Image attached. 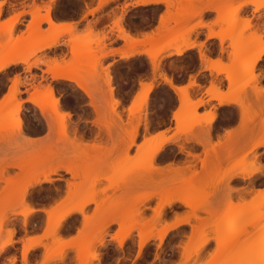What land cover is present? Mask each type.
<instances>
[{
  "label": "rangeland",
  "instance_id": "374dc122",
  "mask_svg": "<svg viewBox=\"0 0 264 264\" xmlns=\"http://www.w3.org/2000/svg\"><path fill=\"white\" fill-rule=\"evenodd\" d=\"M6 1L7 0H0V16L3 17V20L0 21L1 60L8 57L21 56L26 60L37 50L49 48L47 47V41L52 39L54 35L59 34V36L54 40L55 44L53 46L57 45L59 43V39L66 35L67 39L64 42L68 44V47L70 46L68 57L63 56L60 59H50H54V64L59 63L60 65H65L66 62L64 63L63 61H67V70L71 69V71H78V77L81 78L83 82L87 83L92 95L93 92L94 94L95 92H99L97 95L100 96V93H102L101 95L104 94L103 98H105L91 99V101H93V110L91 111L87 109L85 107L86 100L79 92L80 88H75L66 83H56L54 81H50L49 79L47 82H44L43 77L46 74H51L48 69L52 65L49 66L47 63L46 69L42 71L41 74H39V71H33V76L39 75L42 78L38 79L35 85L29 84L26 86L22 81L16 85L19 92L15 95V99L13 97L10 98L7 95L10 92L8 91V88H12L11 81L15 79L16 74H14L10 79L6 78L4 83L7 85L9 82V86L8 88L5 87L3 94H0V96H3L2 99H0V102L5 100V103L0 105V218H6L7 216L15 213V209L18 205L22 206L21 209H24L25 206L30 207L27 196L22 200L20 199V191L22 187L27 184L29 180L31 181L32 178L43 180L48 174V177L51 178V182L61 181L66 178L65 181L67 185L65 194L62 199H60L62 204L59 208L53 210L54 215L50 217L49 222L46 221V229L42 236L44 242L41 238L38 240V243L44 244L45 250H48L50 253H54L56 255H60L61 253L65 256L67 255V246H63L62 248H56L55 246L59 244L57 240L60 239L57 232L59 228L65 224L68 216L55 215L56 212L65 210L69 208V206L70 208H73L74 206L77 207L82 202H85L84 200H89L88 203L92 202L96 206L97 215L85 217V224L87 226L94 225V231L86 236L83 235V232H80L78 242L75 244L80 253L84 251L91 253V258L81 261L80 264L86 262H89L90 264L91 260L97 257L99 253L98 250L93 249L91 252V249L93 244L98 246L103 245L99 243L100 238L103 237V241L105 242V237L108 232L106 230L107 226L104 228V224L109 221L116 222L118 224V229L114 236L118 235L119 239L124 236L122 244L131 236V232L135 229L140 231L139 241H141L143 237L150 236V239L153 237H159L156 232L165 229L168 224L165 221L164 210L166 207L162 210L160 218L157 220L155 219L154 216L155 212L158 210V205L166 202L172 197H181L183 195L188 197H191L192 195L194 201H196L199 205L198 209L193 210L191 205H187V203L185 204L176 199L170 206H172L175 202H181L187 208V212L183 218L198 221V224H193V229L187 237H191L190 241L188 239L189 251L196 247L203 248L206 243H204V239L206 237L216 241V248L211 253L208 264H230L231 261L237 258V255H233L235 251L253 243L257 240L256 237H258V235H262V233L264 234V211H262V209H264V196L263 199L256 204L246 203L235 210L232 202L230 201L229 205L226 206L221 213H218L215 210L214 214H212L211 211L214 210L210 211L212 208L210 205V198L212 196V191L214 190V185L211 183L213 180H211V175L208 176V173L212 174L213 170L208 169L206 181L204 178V180L202 181L201 179V182L199 183L198 181H200V177H198L195 161L192 160L195 158L194 153L191 155L192 159L190 161H172L170 164H164L162 154L169 145H173L178 141L181 142L182 140V143L185 144L194 143L196 140L200 142L195 133V126L197 124L193 126L190 133H179L175 142L167 145L165 149H163L156 156L152 165L157 169H150V165L147 161H144V165L143 161L138 159L140 155L137 153L142 150L137 152V145L143 143L145 140L144 137L148 138L151 135H155L157 133L159 134V132L151 128L153 121L167 122V117H169L171 109H179L180 102H178L175 107V103H173V98L169 91L162 88L159 83H157L156 87L148 92L147 98L144 99L145 101L142 100V93L140 94V92H142V88L136 92L133 99H125L127 94L135 86L136 79L140 78V82H142L141 74L137 71L138 69L143 68L151 70L153 64L159 66L165 62L169 66V69L171 68L175 60L178 59L171 58L165 60L166 53L172 47L176 48L181 46L179 43L180 36L194 29L196 26H199L205 10H212L213 8L214 10H217L213 11L217 16L215 19V25L218 26V30L214 31L212 29L211 34L218 36L223 41L228 40L230 47V55L227 59L224 60V57L220 56L218 58L220 63H216L213 68L215 70L216 68H220V64H232L237 66L243 64L246 65V63L250 61V58L253 57L251 52L256 48L264 47L259 43V35L257 34L254 36L250 33L247 38L242 36L241 33L247 27L244 22L245 20H249L248 18L243 17V8H241V10L237 13H230L231 15L224 18H219V14L223 11H233L235 6L240 3H244V5H254L256 2L258 3L259 0H251V2L249 0H168L165 11L160 15L161 18L164 14L163 17L165 16V19L163 23V19H160V25L154 31L156 33L152 32L154 37L158 34L159 36L155 39L152 38V40L150 37L148 40L147 36H152L151 33L143 37L144 39L140 38L142 39L139 41L140 43H137L138 39H135L137 44L133 43L134 45H130L134 40L128 41L131 38L128 34H126V37L128 36L126 40L127 48L130 52L135 51L136 53L154 55L153 60L157 62V64L151 60L152 56L150 57L148 55L149 58L137 57L131 61L120 63L115 69L110 68L109 65H104L105 57L112 52L113 49L107 46V36L100 31V28L105 26V22L110 20V18L108 20L104 18L105 5L110 0H50L49 4L43 3V0H38V2L37 0H13L12 3L15 5H12L13 11L10 15L4 13V4ZM17 1L20 2L18 7L16 5L18 3ZM30 1L31 3L29 4ZM177 1H179L178 4ZM45 5L49 6L47 7ZM83 6L85 7L86 12L84 13V18L80 19V22L71 23L69 26L59 29H53L52 27L47 30L42 29V23L45 22L46 15L44 13H46L48 9L49 10L47 12H49L50 16H53L52 10L54 9V13H70L73 18H78L81 17L80 14L83 10ZM40 7L44 8V10ZM45 7H47V9H45ZM160 10L161 9L159 8L140 10L135 12L134 16L138 17L141 21H147L149 18H152L153 21ZM126 11L127 8L124 7L122 9V13L124 14ZM26 14H30L31 18L28 24L24 26L23 15ZM42 14H44V16ZM15 15L18 20L15 22L14 27L11 28L10 24L15 19ZM89 16L91 19H87ZM258 17L261 18L259 13ZM196 18L197 22H194L188 29H185L184 23L190 20L194 21ZM85 20L86 24L84 25L82 22ZM81 24H83L82 28L80 27ZM232 24H234V26ZM252 25L253 28H257L259 24L257 23L254 25L252 23ZM113 26L118 27V29L120 28L119 30L124 34L125 30L121 24V14H119L118 18L115 19ZM5 33H8L7 38H3ZM48 34L49 40H46V38L44 40V37ZM173 39H175V41L172 42L173 45L170 44L165 49L154 50L155 46L158 44L167 43ZM248 41H252V43L248 47H245V43ZM143 50L151 51L146 52ZM165 51L166 53H164ZM43 59L48 60L49 57H45ZM244 65V68L242 66L235 69L232 68L233 70L231 71L238 72L240 76L235 77V80L230 83L231 87H229L228 83L227 88L224 90L223 81L221 79H217V82H212L211 84H215L216 87L213 89L212 94L209 95V97L216 100L219 98L226 99L225 103L235 101L233 99H237V101L242 102L244 99H249L250 94H252L253 98H260L256 97V95H258L256 90H259L256 80L255 87L245 88V84H247L254 75L256 76V74L253 67H246ZM64 68L65 66L63 69ZM87 69L88 71H94L95 69L98 73L96 72L95 76H90L88 75V72L85 73L83 71H87ZM250 69L253 71L252 74L249 72ZM106 71H108L109 74V85H107L106 82ZM28 79L30 80L31 77H28ZM118 83L121 85L123 90H127V94L123 93V96H121L122 99L117 94ZM41 84H43L42 90L39 87ZM47 85L52 87L53 97L58 98L60 111L63 112L66 110L71 114L70 118L65 119L67 129L64 135L61 134L62 131L60 129L59 121L52 114L50 108H48V110L45 109L47 113V116H45L47 118H51L50 121L51 123L53 122V127H51V129L54 130H52L51 134L43 141L38 142L37 140L32 139L31 136L44 132L45 126L42 116H44L43 114L45 113H41L38 117V108L27 101V99H21V94L23 89L27 90L28 88H31L33 92V88L37 86V88L39 87V91H41L38 93V96L43 99L44 96L42 94L45 92L47 94V89L49 88ZM110 85L115 99H110ZM152 92L154 99H149ZM77 93H79V95H77ZM97 95L95 94V96ZM188 95L190 96V100L193 101V95L189 91ZM20 100L21 102H19ZM17 101L20 103V106H17ZM42 101H46V98ZM114 101L118 102L117 105H113ZM133 101H136L135 105L133 104ZM141 101L143 107L138 106V103ZM143 101L145 102V105ZM47 102L48 101H46V103ZM48 104L49 102L45 104L46 108L50 106H48ZM136 105L139 108L136 107ZM16 106L18 108L20 107V110ZM198 107L199 105L196 107L195 112L196 115L201 116L198 113ZM16 108L18 109L17 112H15ZM210 108V112L212 111L211 113H214L215 107L211 105ZM129 109L132 111H129ZM91 112L92 114L94 113V115H92ZM73 114H76L75 116L78 119H73ZM17 116L21 121L20 131L14 127L12 130L10 128L12 124L10 119H14ZM173 116L174 113L172 112V117ZM86 117H92V119L90 123L87 122L85 125L83 123V119ZM138 118L140 123L136 127L137 134L135 138V143L137 145H132L125 152V141H128L131 134L130 132L134 130V125L137 123ZM173 120H175L174 117ZM174 122V128L166 129L163 134L164 137L176 135L178 123H176V120ZM88 124L91 125L87 126ZM97 128H99V130ZM146 128L148 132H146ZM88 134H90L89 137L93 139H89V137H87ZM159 139H161V137H159ZM185 139L186 141H184ZM232 140L233 136L230 135L225 140L218 139L216 142H212V144L214 146H218L223 143H228L229 141L231 142ZM28 141H30V143H28ZM92 142L94 144H92ZM209 143H211V141H209ZM150 144L151 141H147V144H145L147 146L146 148H148ZM260 144H264V131L252 140V148L250 151L240 157H236L235 165L226 172L225 178L234 172H241L240 170L245 173V165L248 164L250 166L252 161L256 160L255 152H253L254 147ZM89 145V148L91 149L87 147ZM250 154L253 156L251 160L248 159ZM140 162L143 164L141 165ZM82 164H85L86 167H70V165ZM99 164H103L102 170L101 168L98 169L100 166ZM141 166L142 170H140ZM144 166L147 167L145 168ZM56 167H58L56 173L52 174L50 171ZM143 167L145 169H143ZM65 168H69L70 172L66 171ZM61 170H64V175L61 174ZM139 170L141 171V174H138ZM70 175L72 176L71 180ZM67 176H69V178H67ZM217 184H220V182ZM35 186H37V184L32 186L26 193L27 195L30 193V198L41 196V192L44 195H53L59 193L61 189V186L56 183L49 187H39L36 190L34 189ZM128 189L129 193H126ZM111 192L113 193V196H110ZM207 196L208 199H205ZM153 197L156 198V202L154 206L150 207L148 203ZM21 209H19V211ZM148 209L152 212L150 216L146 215ZM2 210H6L7 212H2ZM200 210H204L207 215L205 217H201L198 214V211ZM230 217L232 218L228 219ZM236 218H239L240 220L238 224H234V226H231L229 229L227 228L228 230L226 229L225 232L223 230H217V228L222 224L228 221H233ZM8 222L10 221L5 219V223ZM28 223L29 221L25 219L23 221V226L28 225ZM137 223L145 225L144 227H142V225L140 228H133L127 235H123L122 231H120L121 224L122 226L123 224L130 226ZM6 231L8 234L7 237L11 234L12 239L15 234L14 224H10ZM163 237L160 239V243L157 246L156 258H159L160 255L164 253V249L162 247ZM118 238L114 239L118 242ZM48 240H50V242H48ZM151 252L152 248L149 249V255ZM183 254L186 256L185 249Z\"/></svg>",
  "mask_w": 264,
  "mask_h": 264
},
{
  "label": "crops",
  "instance_id": "0c3cea01",
  "mask_svg": "<svg viewBox=\"0 0 264 264\" xmlns=\"http://www.w3.org/2000/svg\"><path fill=\"white\" fill-rule=\"evenodd\" d=\"M153 1L119 0V3H117V0H110L108 3H106L105 7L107 8V10L104 11L105 14L104 18L107 20L110 18V20L105 22V26L101 27L100 31H102V33L107 36L106 38L107 46L113 49V51L110 52L105 57L104 59L105 66L109 65L110 68L115 69L120 63L131 61L134 58L137 57L148 58V54L146 53H136L134 51L129 52L127 48L126 34H128L129 37L132 39H140L151 34L159 27L160 15L162 12L165 11L166 2L161 1V2L153 3ZM12 2L13 0H7L6 3L4 4V13L7 15L8 14L10 15L13 11L12 5L14 3ZM17 2L18 3L16 5L18 7L20 2L19 1ZM30 3L31 1L29 2V4ZM43 3L49 4L50 0H43ZM108 5H111V7H107ZM245 5H252V4H245ZM124 7L127 8V11L123 14L122 9ZM154 8H159L161 10L153 21L152 18H149L147 21H141L140 19H138V17L134 16V13L137 11L150 10ZM84 10L85 7L83 6V10H82L83 13H85ZM52 13H53L52 18L55 23V26L54 27L52 26L53 29L63 28L69 26L71 23H78L80 22L81 19V17L74 19L70 15V13H54V9L52 10ZM243 13H244L243 17L251 19L254 25L258 23L259 24L258 27L262 23H264V18L258 17L259 12H257L256 16H253L252 11L243 8ZM119 14H121V24L126 32L124 34L118 29V27L113 26V23H115V19L118 18ZM216 17H217L216 13L213 10L211 11L205 10L203 12V17L201 21L202 25L196 26L194 29L190 30L189 32H186L184 35H181L179 42L180 45L184 47V45H187L189 43H197V44L206 43V46L207 45L211 46L210 48H208V50L215 52L216 59H218L220 56H223L224 60H226L227 57L230 55V47L228 40L224 41L223 51H221L222 39H220L216 35L211 34L212 29L214 31L218 30V26L215 25ZM30 18H31L30 14L23 15L24 26L28 24ZM87 19H91V17L89 16ZM194 22L195 23L197 22V18L194 21L192 20L186 21L184 23L185 29H188L189 26H191ZM82 23L85 25L86 20L83 21ZM203 25H208L209 28L205 29ZM50 27L51 26L48 24V22L45 21L42 23L43 30H47ZM122 34L123 36H121ZM66 39H67L66 35L62 36L59 39V43L57 45L52 46L50 48H44L42 50L47 49L49 51L54 52L55 55L51 58L60 59L63 56L68 57L69 47L68 44L64 42L66 41ZM174 48L175 47L170 48L173 50L169 49V51L171 52L174 51ZM189 51H191V48L186 49L183 53H187ZM128 52L135 54L124 59L122 57L123 54ZM199 52L200 49L198 47L196 49L197 56L199 55ZM164 53H166V51ZM167 53L165 60L171 58H177V59L180 58V56H174V55L167 56ZM190 59L191 57H189V60ZM202 63L206 75L204 73H201L199 76H194L193 74L189 73V79L191 81H195L196 83L195 85H199V87L188 89L187 92L189 91L193 96H196L197 100H199L200 97H205L204 100H200L202 102L198 107V113L202 116L200 117L201 119H206V118L208 119L209 116L211 115L213 119H211V122L209 123L206 122L205 120L204 121L202 120V122L200 120L199 122L201 123L200 124L198 123V125L195 126V133L197 139L200 140V142L197 140L196 142H194L195 144L199 145L198 150L195 151L194 153L195 167L198 171V177H200L202 181L204 180V178L206 179L208 169L213 170V173L211 174L212 177L211 180L213 181H211V183H213L214 185L213 188L214 190L211 196L212 199L210 198V200L214 212L216 210L218 213H221L225 209V207L229 205L230 201L232 202L235 210L243 204L246 203L256 204L261 199H263L264 190H262V187H264V180H261L260 176L257 173L248 175L243 172L242 174L237 171L236 173L234 172L230 174L226 178H225V174L230 168H232L235 165L236 157H240L241 155L246 154V152L250 151L252 148L251 145L252 140H254V138L258 136V134L264 131V107H261L262 105L261 106L257 105L259 103H262L261 101H264V99H261V97L258 99L253 98L252 94H250V98L244 99V101H242L243 104L241 106H240L241 101H237V99H233L235 100V102L237 101V103L229 102L226 104H218V100L211 98L209 97V95H207V88H205L203 92L200 91V88L203 87L201 81H206L208 84L211 85L212 82H217L216 81L217 79L218 80L221 79L223 81L224 90L227 88V85L230 82H228V80L226 79V74L224 72L217 73L216 70L213 68V66L216 63L209 61L207 59ZM256 63H257V67L254 69V72L256 74V78H257L256 80L259 89L261 86L259 82L262 78H264V67L259 66L258 60L256 61ZM17 66L19 65H13V67H17ZM46 67L47 66L45 63L42 69L35 71H39V74H41L42 71L46 69ZM216 69L218 70V68ZM231 70L233 69H230V71ZM249 71H251V69ZM197 72H200L199 68H197ZM250 73L252 74L253 71ZM47 77L50 81H54L56 83L70 84L73 87L79 89V87H77L76 84L74 83L52 79V76L49 74H47ZM235 77L233 81L235 80ZM169 78L173 79V76L169 75ZM174 78L179 81L181 80L182 77L181 74L177 72L175 73ZM140 83H141L140 78H137L135 82V86L130 92L128 91L129 92L128 94L126 93L127 90H123L121 85L118 83L117 84L118 96L121 98V96H123V93L124 94L126 93L127 97L125 99H133L136 92L140 88H143L141 87ZM158 83L162 88L170 92L173 98L172 99L173 103H175V107H176L178 103V99H180L178 95H176L167 85H162L160 82ZM185 83H187V81H185ZM177 85L178 86L180 85V87H184V85L182 84H177ZM6 86H7L6 88H8L9 82L7 83ZM79 92L82 95V97L86 100L85 107L92 111L93 108L92 105L90 104V99L87 97L86 93H84L81 89H79ZM28 96H29L28 91L26 89H23L21 97H23V99H28ZM2 97L3 96H0V99H2ZM149 99H154L153 92L151 93ZM211 105L215 107L214 113H211L212 111L210 112ZM173 110L174 109H171V113L169 117H167L168 119L167 122L153 121L151 128L163 134L166 129L174 128L175 122L172 117ZM75 115L76 114H73L72 118L78 119ZM92 115H94V113ZM42 119L45 126L44 132L31 136L32 139H35L38 142L43 141L48 135L51 134L52 131L51 127L49 128V124H47L48 118L42 116ZM91 119L92 117L89 118L86 117L83 119L84 121L83 123L86 125L87 122L90 123ZM90 125L91 124H88L87 126ZM230 135L233 136V140L231 142L229 141L228 143H223L218 146H214L212 144V142H216L218 139L225 140ZM89 136L90 134H88V137ZM89 139L92 138L89 137ZM182 141L179 142L180 144L175 143L173 145H169L167 148H172L174 145L177 146V144L178 146L185 144L182 143ZM209 141H211V143H209ZM253 152H255L256 160H259L261 155L264 154V144L255 146ZM249 157H251L252 159L253 156L250 154ZM70 167L79 168V167H86V165L85 164L70 165ZM60 172L63 175L65 174L64 170H61ZM245 175H247L248 177L247 180L244 179ZM67 178H69V176H67ZM71 178L72 176L70 175V180ZM65 179L66 178H64L61 181H54V182H41L39 185L34 187V189L36 190L39 187L42 188L49 187L56 183L61 186L59 193L53 195L43 194L42 196H38L39 197L38 200L36 198H30V193L27 195L28 204L30 205V207L32 208L33 205L36 204L38 205L39 208L43 209L42 212H38V213L31 212L26 216H24L17 213L19 209L22 208L21 205H18L15 209L16 210L15 213L11 215L15 217H19V219L11 220L10 222L6 223L7 225L14 224L15 234L13 235L12 239L15 240V242L19 245V252L21 254L20 256L21 264H23V253H24L25 245L28 246L30 250V254L35 253L38 254L40 258H43L45 246L42 243H38V240L41 238V240L44 242L42 236L46 229V221L49 219L48 218L49 214L47 213V211L52 210V212H54L53 210H56L62 204V201H60V199H62V197L64 196L67 185ZM218 182H220V184H217ZM221 182L224 183L221 184ZM110 196H113L112 192L110 193ZM155 202H156V198L153 197L148 204L150 207H152L154 206ZM164 212H165V221L168 225L172 224L173 222H176L177 217H180V219L189 220L188 218H183L185 216V213L187 212V208L181 202H175L172 206L166 207ZM151 214H152L151 210L148 209L146 215L150 216ZM198 214L201 217H205L207 215L204 210L198 211ZM95 215H97L95 204L92 202L88 203L84 206L83 212L74 211L69 215H67L68 216L67 221L63 226L59 228L57 232V235L60 238L57 240L59 244L56 245L55 247L62 248L63 246H67L66 257L68 259V264H80L81 261L91 258L90 257L91 253H89L88 251H84L80 253L75 244L78 242L80 232H83V235L86 236L87 234L92 233L94 231V225L87 226L85 224V216H95ZM231 218L232 217L228 219ZM25 219H27L29 223L28 225L23 226V221ZM193 224H198V221L191 219L188 221V223L182 222L177 227L169 229L168 232L163 237L162 247L164 249L163 250L164 253L160 255L159 258H156L157 246L160 243L159 237H153L149 239L148 242L139 250L138 243H139L140 231L138 229H135L131 232V236L127 238L122 245H119L118 242L113 238L115 232L118 229V224L116 222H111L106 227L108 233L105 237L104 244L102 246L93 244L91 252L93 249H97L99 253L97 257L91 260L90 264H133L134 261H138L139 264H153L157 260L167 261L168 264H179L180 260L187 259V257L183 254L184 248L181 247V244H188L187 237L193 229ZM8 227L9 226L4 227L2 234H0V238H7L8 234L6 230ZM211 237H215V236H211ZM48 242H50V240H48ZM32 245H37L38 247L33 248ZM150 248H152V252L149 255ZM215 248H216V241L214 239H209L208 237V240L203 246V249L205 250L203 259L207 261V264L209 263L211 253L214 251ZM15 251L16 249H13V253ZM173 257L175 258L174 260ZM33 259H35V255H33Z\"/></svg>",
  "mask_w": 264,
  "mask_h": 264
},
{
  "label": "bare ground",
  "instance_id": "6f19581e",
  "mask_svg": "<svg viewBox=\"0 0 264 264\" xmlns=\"http://www.w3.org/2000/svg\"><path fill=\"white\" fill-rule=\"evenodd\" d=\"M108 1V0H107ZM150 1V0H149ZM151 1H153V0H151ZM161 1H165L166 3H168V0H158V2H161ZM250 2H251V0H249ZM154 2H157V0H154L153 1V3ZM253 2V1H252ZM179 3V1H177V4ZM261 3V0H259L258 1V3L256 2V4H254V5H256V9L257 8H259V4ZM176 4V5H177ZM242 3H240V4H238V5H241ZM244 4V3H243ZM175 5V6H176ZM237 5V6H238ZM32 6H34V5H32ZM42 6V5H41ZM45 6H47V5H45ZM49 6V5H48ZM47 6V7H48ZM237 6H235V8H234V10L233 11H223V12H221L220 14H219V18L220 17H222V18H224V17H227L228 15H231L232 13H237L238 12V10H237ZM47 7H45V9H47ZM214 7V6H213ZM41 8V7H40ZM216 8V7H215ZM41 9H43L44 10V8H41ZM210 9V8H209ZM49 10V9H48ZM47 10V11H48ZM212 10H214V8L212 9ZM239 10H241V9H239ZM46 11V10H45ZM46 11V13H44V14H46L45 15V21L46 22H48V24L52 27H54L55 26V23H54V21H53V18H52V16H50V14H49V12H47ZM211 11V10H210ZM214 11H217V10H214ZM168 12V11H167ZM201 13V12H200ZM231 13V14H230ZM19 14V13H18ZM18 14H16V15H18ZM44 14H42L43 16H44ZM166 14V13H165ZM169 14V13H168ZM15 15V16H16ZM41 15V16H42ZM164 15V14H163ZM163 15H162V17H163ZM14 16V17H15ZM165 17V16H164ZM162 18L163 20H162V23H163V21H164V19L165 18ZM161 19V18H160ZM18 19H17V16L15 17V19L12 21V23L10 24V27L11 28H13L14 27V25H15V22L17 21ZM99 22H100V20H99ZM235 23V22H234ZM38 24V23H37ZM117 24H120V23H117ZM200 26L202 25L201 23L199 24ZM233 26H234V24H232ZM236 25V24H235ZM37 26V25H36ZM119 26V25H118ZM122 27V26H121ZM70 28V27H69ZM120 29V28H119ZM69 30V29H68ZM26 31V30H25ZM124 33H126V32H124ZM154 33H156V32H154ZM152 36H147L148 37V40H149V38L151 37V40H152V38L153 39H155L157 36H159V34L157 35V36H155L154 37V35H153V33L151 34ZM48 36V37H47ZM47 36H45L44 37V40H45V38H46V40L48 39L49 40V34L47 35ZM59 36V34H56V35H54V37L52 38V39H50L49 41H47L48 42V45H47V42H46V45H47V47H52L54 44H55V39L57 38ZM121 36H123V34L121 35ZM129 36V35H128ZM127 36V37H128ZM126 38V37H125ZM129 39V38H128ZM144 39V38H143ZM146 39V38H145ZM130 40H134L133 42H132V44H130V45H134V44H137V43H140L139 41L140 40H142V39H138L137 41V43H136V40L135 39H129L128 41H130ZM76 41V40H75ZM145 41V40H144ZM175 41V39H173V40H171V41H169V42H167V43H161V44H158L157 46H155V49L154 50H156V49H165V48H167L170 44H172V42H174ZM222 41V40H221ZM134 43V44H133ZM191 44H193V43H189V44H187V45H184V47H177V48H175L174 49V51H169L168 53H167V56H180V53H182V52H184L186 49H189L190 48V45ZM173 45V44H172ZM70 47V46H69ZM70 50V49H69ZM262 50H264V47L263 48H256L255 50H253L252 52H251V54H252V58H250V61L249 62H247L246 63V65H244V66H251L252 67V64H253V58L254 57H256V58H258V56H259V53L262 51ZM143 51H146V52H148V51H151V50H143ZM142 51V52H143ZM70 52V51H69ZM130 52V51H129ZM124 53L123 54V58L125 59V58H127V57H129V56H132L133 54H135V53ZM135 52V51H134ZM151 54H152V52H151ZM149 55V54H148ZM150 57L152 56V59L151 60H153V58H154V55H149ZM149 56H148V58H149ZM22 57V56H21ZM8 57V58H4L3 60H1L0 59V63H4V64H7L9 61H24L25 59L22 57ZM56 59V58H55ZM149 59V60H150ZM258 60V59H257ZM256 60V61H257ZM47 61V60H46ZM53 61H54V59H53ZM154 61V60H153ZM64 63H65V65H60L59 63H53L52 64V66L51 67H49V69H48V71L51 73L50 75L52 76V77H56L57 78V80H62V81H66V82H72V83H74V84H76V86L77 87H79L84 93H86V95H87V97L90 99V104L92 105V103H93V101H91V99H104L103 98V96H104V94L103 95H101L102 93H100V95L101 96H99V95H97V93H99V92H95V94L97 95V96H95V94H94V92H93V95H92V93H91V91H90V88H89V86L87 85V83H85V82H83L82 80H81V78H79L78 77V74H79V72L78 71H74V70H70V69H68L67 70V68H66V64H67V61H63ZM152 62V61H151ZM155 62V61H154ZM153 62V63H154ZM152 63V64H153ZM156 64H157V62H155ZM172 64V63H171ZM48 65V64H47ZM68 65V64H67ZM221 66H220V68H218V70L216 69V72L217 73H220V72H224L225 74H226V79L228 80V82H232L233 81V79H234V77L236 76V77H238V76H240V74H238V72H232V71H230L229 69H232V68H239L240 66H242L243 67V65H232V64H228V65H224V64H220ZM65 66V68L63 69V67ZM212 67V66H211ZM244 68V67H243ZM85 73L86 72H88V75H90V76H95L96 75V72H97V70L95 71V69H94V71H92V70H89L88 71V69H87V71L86 70H83ZM249 72H252V70L251 71H249ZM98 73V72H97ZM106 73V75H107V78H106V82H107V85H109L110 84V79H109V74H108V71H106L105 72ZM121 75V74H120ZM64 77H67L68 79H64ZM254 78H255V80L257 79L256 78V76L254 75L253 76ZM169 78V77H168ZM170 80H171V78H169ZM257 81V80H256ZM193 82V85H195L196 83H195V81H192ZM220 82V81H219ZM142 83V82H141ZM141 83H140V85H141ZM150 83V82H149ZM149 83H146V84H144V86H143V88H142V92H140V94L142 93V95H141V97L143 98H141L142 100H144V99H146L147 98V96H148V92L151 90L150 89V87H149ZM48 86V85H47ZM49 87V86H48ZM17 88V89H16ZM176 95H178V97L180 98L179 99V101L178 102H180L179 104V109H177V110H174V111H176V112H174L173 111V113H174V118H175V120H176V123H178L179 124V127H178V129H177V132H176V135H174V136H171V137H164L163 136V133H159V134H156V135H151V136H149L148 138H146V137H144V141H143V143L142 144H140V145H137L136 143H135V138H136V134H137V131H136V127H137V125L140 123V120H139V118H138V121H137V123L134 125L135 126V128H134V130L132 131V132H130L129 134H130V136H129V139H128V141L126 142L125 141V145H124V150H125V152L132 146V145H134V144H136L138 147H137V152H139V150H142V151H140L139 153H137V154H139L138 156H139V158L138 159H140V161H143V163H144V161H147L148 163H149V167H150V169L151 168H153V169H157L156 167H153V165H152V162L154 161V159L156 158V156L163 150V149H165V147L167 146V145H169L170 143H172V142H175L174 140L178 137V134L179 133H184V134H186V133H190V131H192L191 129L193 128V126H195L196 124L198 125V123H200L199 121L201 120H205L206 122H211V119H213L212 118V115L211 116H209V118L207 119H201L200 117L201 116H199V118H198V115H196V112H195V110H196V107L198 106V105H200L201 104V102L202 101H200V99L199 100H197V101H200L199 103H196V102H194V101H191L190 100V96L188 95V92H187V90L186 91H178L177 89H179V88H182V87H180V85L178 86V85H176L175 86V88H171V87H169ZM34 90H33V92L31 93V96L29 95L28 96V99H27V101H29L31 104H33L32 102H31V100L32 99H34L35 101H36V104H33V105H35L36 107H37V105H39L40 106V108L42 109V114L43 113H45V114H43L44 116L46 115L47 116V113H46V111H45V109L46 110H48V108H50V111L52 112V114L56 117V119L59 121V124H60V129H61V131H62V133L61 134H64L65 135V131H66V129H67V123H66V121H65V119H67V118H70V112H68V111H66V110H64L63 112L62 111H60V103H59V100H58V98H56V97H53L54 95H53V89H52V87H49L48 89H47V94H46V92L44 93V94H42L43 96H44V98L42 99V98H40V96H38V93L39 92H41V91H39V87L37 88V86H35L34 88H33ZM35 89H38V90H35ZM256 89V88H255ZM92 90V89H91ZM36 91V92H35ZM259 90H256V92L258 93V95H256V97H261V96H259L260 95V93L258 92ZM18 87H16L15 86V88H13L12 89V91H11V93L9 92L8 93V97H15V95L16 94H18ZM6 96V97H7ZM95 96V97H94ZM109 96H110V99H115L114 97H113V90H112V87H111V85L109 86ZM46 98V101H48L49 102V104H48V106L49 107H45V104H47L46 103V101H42V100H44ZM15 99V98H14ZM14 99H12V100H14ZM42 99V100H41ZM48 99V100H47ZM50 99V100H49ZM261 99H264V98H261ZM260 99V100H261ZM218 100V104H226L225 103V100L226 99H222V98H219V99H217ZM229 100H231V99H229ZM5 100H3V101H1L0 102V105H3V103H5L4 102ZM145 101V100H144ZM143 101V103H144V105H145V102ZM223 101V102H222ZM232 101V100H231ZM19 102H21V100L19 101ZM18 101L16 102V104H18L17 106H20ZM45 102V103H44ZM51 102V103H50ZM233 102H235V101H233ZM260 102V101H259ZM258 102V103H259ZM262 103H259V104H257L258 106H261V107H264V101H261ZM117 101H114L113 102V105H117ZM229 103V102H228ZM235 103H237V101L235 102ZM22 104V103H21ZM89 104V105H90ZM141 104V105H140ZM243 103L242 102H240V106L242 105ZM238 105H239V102H238ZM16 106V107H17ZM22 106V105H21ZM47 106V105H46ZM138 106H140V107H143V105H142V101L140 102V103H138ZM137 105H136V107H138ZM115 107V106H114ZM134 107V106H133ZM136 107H134L135 109H137ZM18 108V107H17ZM15 109L16 111L15 112H17L18 111V109L20 110V107L18 108V109ZM139 108V107H138ZM132 111V110H131ZM17 114V113H16ZM45 116V117H46ZM49 117V116H48ZM151 117V116H150ZM163 117V116H162ZM47 118V117H46ZM152 118V117H151ZM15 119V120H14ZM12 118V119H10L11 120V122H12V124H14V125H12L11 124V126H10V128H11V130H12V128L14 127V128H16L18 131H20L19 129H21V121L19 120V117L17 116L16 118ZM50 119L51 118H48V123L47 124H49V126L50 127H53L52 126V124H53V122L51 123V121H50ZM52 119H53V117H52ZM9 120V121H10ZM54 120V119H53ZM93 120H94V118H93ZM174 120V121H175ZM15 121V122H14ZM146 125V124H145ZM97 126V125H96ZM147 126V125H146ZM49 127V128H50ZM98 127V126H97ZM13 128V129H14ZM143 128V127H142ZM38 129V128H37ZM98 130H99V128H97ZM144 129V128H143ZM52 130H54V129H52ZM83 130V129H82ZM152 130V129H151ZM91 131V130H90ZM93 131V130H92ZM146 132H148L147 131V128H146ZM163 132V131H162ZM91 133V132H90ZM150 133V132H149ZM97 136V135H96ZM146 136V135H145ZM88 137V136H87ZM159 137H161V139H159ZM88 139V138H87ZM93 139V138H92ZM29 140V139H28ZM31 141V140H30ZM30 141H28V143H30ZM97 141V140H96ZM147 141H151V144H150V146L148 147V148H146L147 146L145 145V144H147ZM184 141H186V139L184 140ZM34 142V141H33ZM87 142V141H86ZM146 142V143H145ZM179 142V141H178ZM177 142V143H178ZM196 142V141H195ZM27 143V144H28ZM88 144V143H87ZM86 144V145H87ZM92 144H94L93 142H92ZM180 144V143H179ZM145 145V146H144ZM93 146V145H92ZM177 146H178V144H177ZM88 148L90 147V145L89 146H87ZM144 147V148H143ZM141 148H143V149H141ZM89 149H91V148H89ZM141 153V154H140ZM128 159V158H127ZM129 160V159H128ZM137 160V159H136ZM142 163V164H143ZM104 164V163H103ZM103 164L101 165V164H99L100 166H99V168L98 169H100L101 168V170L103 169L102 167H103ZM140 164H141V162H140ZM141 164V165H142ZM170 164V163H169ZM92 165V164H91ZM144 165H145V163H144ZM165 166V165H164ZM93 167V166H92ZM95 167V166H94ZM145 167V166H144ZM143 167V169H145ZM166 167V166H165ZM57 168L58 167H56V168H53L50 172L53 174V173H56V171H57ZM88 168H89V166H88ZM169 168H171V167H169ZM168 168V169H169ZM174 168V167H173ZM178 168H180V167H178ZM86 169V168H85ZM120 169H121V167H120ZM148 169V168H147ZM146 169V170H147ZM65 170L66 171H68V172H70V169L69 168H65ZM89 170H90V168H89ZM91 170H92V168H91ZM140 170H142V166H141V168H140ZM139 170V172H138V174H141L140 171ZM165 171H167V170H165ZM168 171H170V170H168ZM207 171V170H206ZM210 171V170H209ZM241 172L240 173H242L243 171L242 170H240ZM198 172V171H197ZM249 172V173H248ZM248 172H245V174H248V175H250V174H253L254 172H252L251 170H249ZM51 173H49V174H51ZM72 173V172H71ZM207 173V172H206ZM76 174V173H75ZM74 174V175H75ZM137 174V175H138ZM243 174V173H242ZM209 175H211V174H209L208 173V176ZM139 176V175H138ZM140 177H141V175H140ZM140 177H139V180H140ZM200 181H198L199 183L201 182V178L199 179ZM224 180V179H223ZM222 180V181H223ZM205 181H206V179H205ZM41 182H51V178L50 177H48V174H47V176H45V178L43 179V180H39V179H37V178H32V180L30 181H28L27 182V184H25L23 187H22V189H21V193H20V196H21V200L23 199V198H25L26 196H27V192L29 191V189L32 187V186H34V185H38V184H40ZM224 183V182H223ZM222 182H221V184H223ZM217 185V184H216ZM216 188V187H215ZM129 191V189L126 191V193ZM213 192V191H212ZM129 193V192H128ZM26 194V195H25ZM190 195V194H189ZM125 197H127V196H125ZM208 197V196H207ZM207 197L205 198V199H207ZM192 198V199H191ZM180 200L181 202L183 201L184 203H187V205H191V208H193V210L194 209H196V208H198V207H196V206H199V205H197L198 203H196V201H194V198L192 197V195H191V197L189 196H177V197H172V198H170V199H168L166 202H163V203H160L159 205H158V210L155 212V219L157 220V219H159L160 218V216H161V213H162V210L165 208V207H168V206H170L171 204H172V202L174 201V200ZM212 199V198H211ZM191 200V201H190ZM85 202H82L80 205H78L77 207H71L70 208V206H69V208H67V209H65V210H60V211H58V212H56L55 213V215H69L70 213H72V212H74V211H79V212H83V208H84V206L88 203V201L87 200H84ZM124 201V200H123ZM203 201V200H202ZM24 202V201H23ZM80 203V202H79ZM26 204V203H25ZM209 205V204H208ZM211 206H212V204H210ZM31 207H29V206H25V208L24 209H21L19 212H17L18 214H21V215H24L25 216V214H29V213H31L32 211H31ZM197 210V209H196ZM211 210H214V209H212L211 208ZM2 212H7L6 210H2ZM47 213L49 214V216H48V222H49V220H50V217H52V215H54V212H52V210H49V211H47ZM211 213L212 214H214V211L212 212L211 211ZM100 215H102V214H100ZM85 217H89V216H85ZM122 220V219H121ZM182 221H184V219H180V221H176V222H173L172 224H169L168 226H166V228L165 229H162V230H159V231H157L156 233L158 234V236H159V238L160 239H162V237L168 232V230L169 229H171V228H175V227H177L179 224H181L182 223ZM188 221V220H187ZM238 221H240L239 220V218H236L235 220H233V221H228V222H226V223H224V224H222L221 226H219L218 228H217V230H223L224 232H225V230L227 229V228H230L232 225L234 226V224L236 225L237 223H238ZM110 222V221H109ZM109 222H107L106 224H104V228L109 224ZM124 222V221H123ZM111 223V222H110ZM143 225V226H142ZM144 225L145 224H139V223H137V224H133V225H130V226H128L127 224H123V226H122V224L120 225V231H122V233H123V235H127L128 233H129V231H131L133 228H135V227H144ZM122 226V227H121ZM228 230V229H227ZM120 234V233H119ZM156 234V235H157ZM263 234V233H262ZM122 235V236H123ZM121 236V235H120ZM119 236V237H120ZM261 235H258V237H256V239L258 240L259 239V237H260ZM152 237V236H151ZM113 238H115V239H117L118 238V235H115V236H113ZM123 238H124V236H123ZM123 238H121V239H119L118 238V244L119 245H122V240H123ZM150 239V236L149 237H143L142 238V240L141 241H139L140 242V244H139V250L148 242V240ZM208 240V237H206L205 239H204V243L206 242ZM99 243L100 244H104V241H103V237L102 238H100V241H99ZM33 246V245H32ZM237 254V251H235L234 253H233V255L235 256ZM82 264H89V262H86V263H82Z\"/></svg>",
  "mask_w": 264,
  "mask_h": 264
},
{
  "label": "snow or ice",
  "instance_id": "6c2138e0",
  "mask_svg": "<svg viewBox=\"0 0 264 264\" xmlns=\"http://www.w3.org/2000/svg\"><path fill=\"white\" fill-rule=\"evenodd\" d=\"M38 2V0H37ZM158 2V0H157ZM117 3H119V0H117ZM104 7V6H101ZM107 7H111V5H108ZM127 7V5H126ZM241 8H246L249 11H252L253 16H256L257 12H259L260 16L264 18V0H261V3L259 4V8L256 9L255 5H238L237 10ZM105 11L107 8L105 7ZM86 12V9L84 10ZM81 19L84 18V13L81 14ZM98 15V13H97ZM75 19V17H74ZM162 19V17H161ZM3 20V17L0 16V21ZM245 25L247 26L246 29L241 33L244 38H247L250 33H252L254 36L259 35V43L260 45L264 46V23H262L258 28H253L251 19L245 20ZM80 27H83V24L80 25ZM205 29H208V25H203ZM8 33L4 34L3 38H7ZM66 38V37H65ZM211 38V37H210ZM252 41H248L245 43V47H248ZM223 44L224 41H221V51H223ZM199 47L200 52L199 55H196V49ZM210 45L206 46V43H193L190 45L191 51L187 53H180V58L178 60H175V62L172 64L171 68L167 66L166 62L162 65H155L153 64L151 70L147 69H138L137 71L141 74V87L144 86L145 83H149L150 89H154L158 82H160L162 85H167L168 87L175 88L177 84H182L184 87L177 89L178 91H186L188 89H193L194 87H199V85H193V82L189 79V73L193 74L194 76H199L201 73H205L203 61L206 59L209 61H212L214 63H220L219 59H216L215 52L209 51L208 48H210ZM55 55L54 52L49 51L47 49L45 50H37L30 58L24 60V61H9L7 64L0 63V94H3V91L5 90V80L6 78H12L14 74L15 79L11 81L12 88H8V91H12L13 88L19 83L23 82L26 86L29 84L35 85L36 81L38 79H42L39 75L33 76L32 73L35 70H40L43 68V65L47 63L49 66H51L54 61L50 59ZM43 57H49V59L46 61L43 59ZM189 57L191 59L189 60ZM258 59L259 66L264 67V50H262L259 53L258 58H253V64L252 67L255 69L257 67L256 60ZM13 65H19L17 67H13ZM22 67V70H21ZM197 68L200 69V72H197ZM179 72L181 74V80H176L175 73ZM169 75L173 76V79H169ZM215 75V74H213ZM28 77H31L29 80ZM52 79H57L56 77H52ZM64 79H68L67 77H64ZM44 82L48 81L47 74L43 77ZM187 81V83H185ZM260 88L259 93L261 98H264V78L260 80ZM201 84H203V87L200 88V91L203 92L205 88H207V95H211L213 89L216 87L215 84H208L206 81H201ZM256 86L255 78L253 77L247 84H245V88H253ZM41 90L43 89V84L39 86ZM229 87H231L229 83ZM29 95L31 96L32 90L31 88L27 89ZM79 95V93H77ZM23 99V97H21ZM139 99V96H138ZM205 97H200V100H204ZM192 100L196 103H199L200 101L196 100V96L192 97ZM33 104H36V101L34 99L31 100ZM223 102V101H222ZM136 101H133V104L135 105ZM38 111L37 116L39 117L41 115L42 109L39 105H37ZM131 111V109H129ZM175 119V118H174ZM177 127H179V124H177ZM248 159H251L249 157ZM251 170L254 173H257L261 180H264V154L261 155L259 160H253L251 165L248 164L245 165V172ZM244 179L247 180V175L244 176ZM262 190H264V187H262ZM41 196L43 193L41 192ZM37 200L39 197H35ZM31 211L33 213L42 212L43 209L39 208L38 205L34 204ZM264 211V209H262ZM27 214H25L26 216ZM5 219L8 221L11 220H18L19 217H15L12 215L7 216L6 218H0V234L3 232V228L6 226H9L5 223ZM177 221H180V217H177ZM183 223H188L187 220L182 221ZM189 241L191 240V237L188 238ZM38 247L37 245H33V248ZM181 247L185 249V254L187 256V259H182L179 261V264H207V261L203 259L204 256V249L201 247H196L193 250L189 251L188 244H181ZM13 249H16V251L13 253ZM33 255H35V259H33ZM138 255V254H137ZM237 258L230 262V264H264V234H262L258 240L254 241L253 243H250L237 251ZM20 252H19V245L15 242V240L11 239V234L7 238H0V264H21L20 259ZM175 258L173 257V260ZM23 264H68L67 257L61 253L60 255H56L54 253H50L48 250H44L43 258H40L38 254L32 253L30 254V250L27 245H25L24 253H23ZM133 264H139L138 261H134ZM155 264H168L167 261H159L157 260Z\"/></svg>",
  "mask_w": 264,
  "mask_h": 264
},
{
  "label": "flooded vegetation",
  "instance_id": "af4514ba",
  "mask_svg": "<svg viewBox=\"0 0 264 264\" xmlns=\"http://www.w3.org/2000/svg\"><path fill=\"white\" fill-rule=\"evenodd\" d=\"M199 148L198 144L190 143V144H183L180 146L174 145L172 148H166L163 151L162 159L164 164L170 162H182V161H190L192 159L191 155L195 153ZM190 152V154H189ZM195 161V159H192Z\"/></svg>",
  "mask_w": 264,
  "mask_h": 264
}]
</instances>
